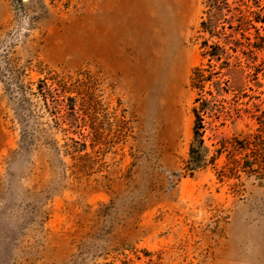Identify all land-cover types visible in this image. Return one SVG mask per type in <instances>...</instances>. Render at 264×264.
<instances>
[{
	"label": "rangeland",
	"instance_id": "rangeland-1",
	"mask_svg": "<svg viewBox=\"0 0 264 264\" xmlns=\"http://www.w3.org/2000/svg\"><path fill=\"white\" fill-rule=\"evenodd\" d=\"M221 1L0 0V264H264V175L184 171L197 66L211 149L264 123V0ZM51 77L88 82L101 141L35 94Z\"/></svg>",
	"mask_w": 264,
	"mask_h": 264
},
{
	"label": "trees",
	"instance_id": "trees-1",
	"mask_svg": "<svg viewBox=\"0 0 264 264\" xmlns=\"http://www.w3.org/2000/svg\"><path fill=\"white\" fill-rule=\"evenodd\" d=\"M223 1L209 0L211 13H217L221 9ZM205 30L209 29L207 22H203ZM207 48L206 53L212 59L221 60V56L225 50L219 44L209 45L205 43ZM211 59V60H212ZM219 71L216 70V65L210 63L209 68L202 65L194 69L192 76V86L194 89L199 90V96L196 98V106L193 108L195 115L194 121V138L191 144L189 158L186 161L184 171L186 175L193 176L198 171L203 170L209 166L217 167L218 161L226 154V162L218 171L219 177L224 180L225 178H241L242 173L249 176H262L264 175V123L254 132L241 133L234 137H224L215 144V149L206 142L207 125L205 121V114L216 111L217 95L214 92L208 91L213 98L209 99L205 96V88L207 83H212L214 78L217 77ZM51 83L47 80H40L37 85V94L44 101L46 107L53 113H61V111L68 110L72 113L79 122L80 127L91 128L93 141L98 142L102 140L103 132L100 126L96 123L93 115L94 99L89 96L85 90L89 86L87 81L79 80L77 83L69 84L64 79L58 77H51ZM216 82L214 81V83ZM84 88V90H82ZM77 90L78 96L81 97V110L83 113L77 115L78 96L67 95ZM88 95V96H87ZM216 114V113H215ZM90 118V119H88ZM92 120V121H91ZM90 122V124H89ZM68 131L69 129H65ZM71 143L65 146L67 152L81 153L87 149V142L70 138ZM85 155H88L86 153Z\"/></svg>",
	"mask_w": 264,
	"mask_h": 264
}]
</instances>
